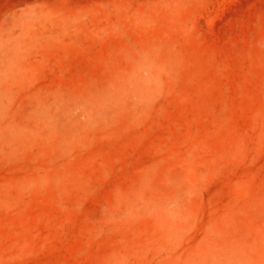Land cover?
Listing matches in <instances>:
<instances>
[{
  "label": "rangeland",
  "instance_id": "374dc122",
  "mask_svg": "<svg viewBox=\"0 0 264 264\" xmlns=\"http://www.w3.org/2000/svg\"><path fill=\"white\" fill-rule=\"evenodd\" d=\"M0 264H264V0H0Z\"/></svg>",
  "mask_w": 264,
  "mask_h": 264
}]
</instances>
